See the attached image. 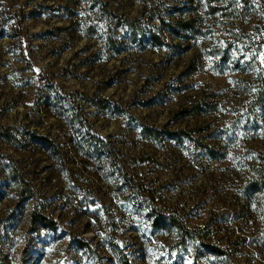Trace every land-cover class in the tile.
Returning <instances> with one entry per match:
<instances>
[{
  "label": "rangeland",
  "instance_id": "1",
  "mask_svg": "<svg viewBox=\"0 0 264 264\" xmlns=\"http://www.w3.org/2000/svg\"><path fill=\"white\" fill-rule=\"evenodd\" d=\"M0 264H264V0H0Z\"/></svg>",
  "mask_w": 264,
  "mask_h": 264
},
{
  "label": "trees",
  "instance_id": "2",
  "mask_svg": "<svg viewBox=\"0 0 264 264\" xmlns=\"http://www.w3.org/2000/svg\"><path fill=\"white\" fill-rule=\"evenodd\" d=\"M156 220H157V221L169 222L170 224H175V226H176L179 230H181V231H184V230H185V229L183 228V226L181 225L180 222H177L175 219H171V217L165 219V217L160 216V217L156 218L155 221H156Z\"/></svg>",
  "mask_w": 264,
  "mask_h": 264
}]
</instances>
